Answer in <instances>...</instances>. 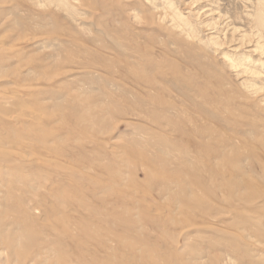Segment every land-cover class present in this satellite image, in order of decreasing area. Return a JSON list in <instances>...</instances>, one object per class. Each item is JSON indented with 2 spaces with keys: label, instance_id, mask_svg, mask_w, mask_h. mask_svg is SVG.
Returning a JSON list of instances; mask_svg holds the SVG:
<instances>
[{
  "label": "rangeland",
  "instance_id": "obj_1",
  "mask_svg": "<svg viewBox=\"0 0 264 264\" xmlns=\"http://www.w3.org/2000/svg\"><path fill=\"white\" fill-rule=\"evenodd\" d=\"M15 263L264 264V0H0Z\"/></svg>",
  "mask_w": 264,
  "mask_h": 264
},
{
  "label": "bare ground",
  "instance_id": "obj_2",
  "mask_svg": "<svg viewBox=\"0 0 264 264\" xmlns=\"http://www.w3.org/2000/svg\"><path fill=\"white\" fill-rule=\"evenodd\" d=\"M18 236H19V235H18ZM9 238H10V237H9ZM16 238H18V237H15V239H16ZM15 239H14V240H15ZM18 239H20V238H18ZM11 240H12V238H11ZM8 241H9V240H8ZM16 241L18 242V240H16ZM3 242H4V240H3ZM10 242L13 243V241H10ZM14 243H15V242H14ZM6 244H8V243H6ZM6 244L4 243L5 246H6ZM16 244H17V243H16ZM16 244H15V245H16ZM9 245H11V244H8V247H9ZM13 245H14V244H12V246H13ZM16 246H17V245H16ZM8 247H7V248H8ZM13 249H14V248H13ZM10 250H11V249H10ZM11 252H12V251H11ZM8 253L10 254V252H8ZM13 253H15V252H13ZM15 254H16V253H15ZM15 254H14V255H15ZM12 255H13V254H12ZM16 255H17V254H16ZM6 256H7V255H6ZM11 257H13V256H11ZM13 258H14V257H13ZM5 259H6V257H5ZM10 259H11V258H10ZM15 259H16V258H15ZM22 259H23V258H22ZM9 261H11V260H9ZM12 261H14V260H12ZM19 261H21V259H20ZM22 261H23V260H22ZM10 263H11V262H10ZM17 263H18V262H17ZM15 264H16V263H15ZM25 264H26V263H25Z\"/></svg>",
  "mask_w": 264,
  "mask_h": 264
}]
</instances>
